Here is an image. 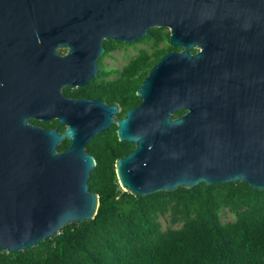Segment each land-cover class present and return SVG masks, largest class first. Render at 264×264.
Listing matches in <instances>:
<instances>
[{"label": "water", "instance_id": "water-1", "mask_svg": "<svg viewBox=\"0 0 264 264\" xmlns=\"http://www.w3.org/2000/svg\"><path fill=\"white\" fill-rule=\"evenodd\" d=\"M153 28L183 50L151 68L125 118L117 105L65 97L63 87L96 77L105 41L134 43ZM54 118L64 132L31 122ZM115 124L136 146L116 161L136 197L201 183L264 191V0H0V251L95 218L87 145Z\"/></svg>", "mask_w": 264, "mask_h": 264}, {"label": "trees", "instance_id": "trees-1", "mask_svg": "<svg viewBox=\"0 0 264 264\" xmlns=\"http://www.w3.org/2000/svg\"><path fill=\"white\" fill-rule=\"evenodd\" d=\"M114 44L105 41L108 51ZM133 44L149 46L124 72L131 78L134 74L135 82L122 87H130L136 95L151 67L180 48L171 45L167 28H153ZM128 77L121 85L128 83ZM139 102L136 96L132 104ZM70 146L65 140L59 150ZM134 148L119 140L115 125L94 137L87 152L97 163L89 180L90 191L99 195L95 218L71 224L59 236L23 252L0 251V264H264V191L242 182L201 183L136 197L122 189L116 172V161ZM227 211L234 220L224 222ZM162 217L180 227L164 230Z\"/></svg>", "mask_w": 264, "mask_h": 264}, {"label": "flooded vegetation", "instance_id": "flooded-vegetation-1", "mask_svg": "<svg viewBox=\"0 0 264 264\" xmlns=\"http://www.w3.org/2000/svg\"><path fill=\"white\" fill-rule=\"evenodd\" d=\"M113 41H115V40H113ZM115 42H116V44L111 46L112 49L110 51H108V47L105 46V42H104L105 52L98 59V73H97L96 77H94L88 84H86L82 87L65 86V87H63L62 92L65 95V97L71 98V99L85 100L87 102L97 101L99 103H104L107 106L117 105L119 107V113L115 114L114 118L116 120H121V119L125 118L126 114L130 110L139 107L142 103V100L138 96V90L139 89L137 90L136 95H135V93L129 89L130 87H128L126 90L123 88L124 86L125 87L128 86L130 81H132L133 83L135 82L134 74L131 78L130 74L127 73L129 76L128 77V83L126 85H121V83L124 82L125 75H127V74H124V72L126 71L125 69L127 68V66L129 65V63L132 60L136 59V57L138 55V54L136 56L135 55H132V56L128 55V57L126 58L125 53L127 51V48L135 47L136 45H134L133 43H123V42H118V41H115ZM177 48H180V49L176 50V51L183 50L182 47H177ZM198 51H199L198 48L193 49V50H191V53L196 54ZM60 54L66 55L67 50H64V49L61 50ZM118 55L121 56V60H122V63H120V64H119V59L117 58ZM107 59H109L110 61L106 62ZM150 70H149V72H150ZM149 72H148V74H149ZM148 74H147V76H148ZM145 78H144V80H145ZM136 96L138 97L140 102L138 105H133L132 103L134 102V99ZM185 113H186L185 110L184 111H178L172 115V118L177 119L178 117L184 115ZM32 120L37 121V120H43V119H31V121ZM57 120H59V119L54 118V119H50V121H48V122H53L52 124L54 125L53 127H50V128L44 127L40 124H35V125H39V126H42L44 128H47V129L56 128L60 133H62L66 130V126L61 125ZM37 122L47 123V122H42V121H37ZM56 122L59 123L62 127H64V129L60 130V128L56 125ZM115 126H117V124H115ZM133 145L135 146V144H133ZM135 148H136V146H135Z\"/></svg>", "mask_w": 264, "mask_h": 264}, {"label": "rangeland", "instance_id": "rangeland-1", "mask_svg": "<svg viewBox=\"0 0 264 264\" xmlns=\"http://www.w3.org/2000/svg\"><path fill=\"white\" fill-rule=\"evenodd\" d=\"M148 48H149V46L147 44H137L135 47H129V48H127V51L125 53V57L127 58L128 55H131V56L135 55L136 56L137 54H139L140 51L148 49ZM117 58L119 59V64L122 63L121 56L118 55ZM108 61H110V60L107 59L106 62H108ZM222 217H223L224 222L232 221L235 219L233 214L231 212H228V211L223 213ZM160 222L162 223L164 230L169 228V227H171V228L180 227V225L174 224L169 217H162L160 219Z\"/></svg>", "mask_w": 264, "mask_h": 264}]
</instances>
